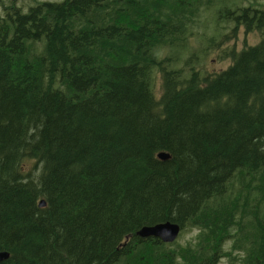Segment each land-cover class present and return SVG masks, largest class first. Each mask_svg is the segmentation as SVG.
Returning <instances> with one entry per match:
<instances>
[{"label": "trees", "instance_id": "obj_1", "mask_svg": "<svg viewBox=\"0 0 264 264\" xmlns=\"http://www.w3.org/2000/svg\"><path fill=\"white\" fill-rule=\"evenodd\" d=\"M245 1L0 0V264H264V10ZM208 11L262 37L215 73L171 67ZM163 222L200 234L136 236Z\"/></svg>", "mask_w": 264, "mask_h": 264}, {"label": "rangeland", "instance_id": "obj_2", "mask_svg": "<svg viewBox=\"0 0 264 264\" xmlns=\"http://www.w3.org/2000/svg\"><path fill=\"white\" fill-rule=\"evenodd\" d=\"M60 1V0H55ZM249 3L257 4L264 10V0H247L241 4V6H248ZM213 12H205L204 15L200 18L203 19L202 23L199 20V25L192 28V33L188 37L185 50L183 55L177 56V62L171 67H175L178 64V67L184 66L183 61H187V65L184 67V70L187 69L188 63L190 61L191 69H194L195 66L198 67L200 73L211 74L216 71H221L225 69L230 63V58L227 56L228 49L233 48L235 51H240L245 46L249 44H256L259 42L262 35L259 32H246L243 26H240L237 30H234V23L225 24L222 26V30L217 33L215 30V24H209L207 18H211L213 22L215 21L212 17ZM207 16V17H206ZM227 26V28H225ZM221 34H224L221 36ZM213 38L217 45L206 48L205 39ZM190 45V47H189ZM197 71V70H196ZM154 80V89L156 92L160 89L161 77L159 74H156ZM189 232L188 230L183 232L182 235H178L175 240L178 243H181L185 234ZM174 241V242H175ZM171 244V243H170ZM229 246H227L228 249ZM232 256H236L234 253ZM237 257V256H236ZM219 264H239L235 261H230L229 257H226L220 261Z\"/></svg>", "mask_w": 264, "mask_h": 264}, {"label": "water", "instance_id": "obj_3", "mask_svg": "<svg viewBox=\"0 0 264 264\" xmlns=\"http://www.w3.org/2000/svg\"><path fill=\"white\" fill-rule=\"evenodd\" d=\"M158 158L162 161H167L169 156L164 153H160ZM40 207H44V202L41 201ZM180 234V227L176 223L163 222L153 226H144L137 231L136 236L141 239L155 238L163 243H173ZM9 258V254L5 251H0V263L6 261Z\"/></svg>", "mask_w": 264, "mask_h": 264}, {"label": "clouds", "instance_id": "obj_4", "mask_svg": "<svg viewBox=\"0 0 264 264\" xmlns=\"http://www.w3.org/2000/svg\"><path fill=\"white\" fill-rule=\"evenodd\" d=\"M200 230L197 227H193L189 232L185 234L181 243L187 246L189 243H195L196 238L199 236Z\"/></svg>", "mask_w": 264, "mask_h": 264}]
</instances>
